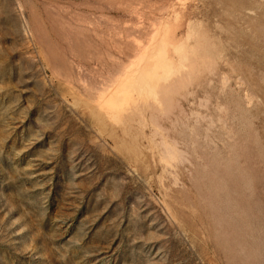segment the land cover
I'll use <instances>...</instances> for the list:
<instances>
[{
	"label": "rangeland",
	"instance_id": "rangeland-1",
	"mask_svg": "<svg viewBox=\"0 0 264 264\" xmlns=\"http://www.w3.org/2000/svg\"><path fill=\"white\" fill-rule=\"evenodd\" d=\"M0 264H264V0H0Z\"/></svg>",
	"mask_w": 264,
	"mask_h": 264
},
{
	"label": "bare ground",
	"instance_id": "bare-ground-1",
	"mask_svg": "<svg viewBox=\"0 0 264 264\" xmlns=\"http://www.w3.org/2000/svg\"><path fill=\"white\" fill-rule=\"evenodd\" d=\"M190 35H192V33ZM190 35H189V37H193ZM162 39H160V40L164 42V39L163 40ZM163 42L161 44L159 43L157 50L155 47V50H153V51H155L153 56L151 55V57L149 56V58L147 56V58L151 61H149L150 63L149 62L147 63L148 59H145V60H147L145 63H147L148 65H146L145 63H144L145 65L143 64L144 65L143 67H145V68L143 69V71L141 70L142 71L141 74L138 72L140 74L139 76L136 75L138 78L135 76L137 78V80H134V81H137L136 83L134 82L135 83L134 86L136 87V90L138 91L139 94H143V95L147 96L148 99L150 97H152L154 100L155 99L159 100L162 96H165L166 91H164L163 85L167 84L170 81H173V79L175 77L179 76V74H181L187 68L186 62L189 60L187 57L189 47L185 44V41L180 42L177 45L175 44L176 46L174 45V47L171 44H169V45L167 43L164 44V45H166V47H167V45L168 46L171 45L175 51H179V53H177V56H178L177 59H172V58L166 56V54H168L166 52V49L168 47L165 48V46L163 45ZM152 57H153V60H152ZM132 78L134 79V75ZM135 87H134V89H135ZM126 88H128V87H126Z\"/></svg>",
	"mask_w": 264,
	"mask_h": 264
}]
</instances>
